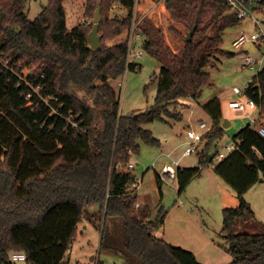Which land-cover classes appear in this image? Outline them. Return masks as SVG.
Wrapping results in <instances>:
<instances>
[{"label":"trees","instance_id":"1","mask_svg":"<svg viewBox=\"0 0 264 264\" xmlns=\"http://www.w3.org/2000/svg\"><path fill=\"white\" fill-rule=\"evenodd\" d=\"M24 1L0 0V59L9 60L7 69L0 65V264H17L14 253L25 255L23 264H66L84 219L101 233L100 248L110 250L112 217L122 221L126 264H200L193 253L154 235L165 213L159 210L152 218L148 206H136V178L127 168L138 142L161 145L145 125L164 115L180 119L169 106L202 96L210 84L205 69L222 52L224 31L241 20L229 13L226 0H163L174 23L168 31L181 42L192 28L194 33L177 54L165 46L162 31L139 26L142 50L162 63L152 81L156 95L146 112L120 115L110 81L139 66L127 62L126 41L103 43L129 30L139 0H86L89 18L100 8L97 50L88 42L90 26L67 29L66 0H47L34 20L24 12ZM115 4L127 10L122 20L109 18ZM252 79L246 94L260 107L264 127V67ZM73 89H81L82 96ZM99 103L100 125L94 108ZM205 112L213 121L204 138L207 153L223 134L220 101L211 100ZM233 141L236 150L213 168L239 201L223 210L221 235L229 264H264V232L235 231L238 221L252 214L244 195L264 178V138L247 125ZM208 155H199L198 168L177 169L178 193L208 167ZM90 207L96 212L88 213Z\"/></svg>","mask_w":264,"mask_h":264},{"label":"rangeland","instance_id":"2","mask_svg":"<svg viewBox=\"0 0 264 264\" xmlns=\"http://www.w3.org/2000/svg\"><path fill=\"white\" fill-rule=\"evenodd\" d=\"M156 1L152 0V3H158ZM46 5L47 0H25L24 12L29 20H34ZM85 5L86 0H66L63 3L68 30L79 24L90 26L92 29L93 18L86 15ZM150 7L152 6L145 7V10L141 5L139 8L137 7L135 18L140 22H138L139 26L146 23L153 29L162 31L165 46L178 54L185 43L176 39L168 31L169 26L174 25L168 11L165 6L164 10L158 8L152 15V19H148L147 15H144L149 12ZM126 16L127 10L117 4L113 5L109 14V18H115L116 20H122ZM143 16L144 18H142ZM256 18L261 21L264 31V13H257ZM175 27L184 32L179 26L176 25ZM256 32L257 30L250 19H243L238 25L224 31L220 45L222 52L217 54L205 69L210 75V84L204 87L202 96L197 100L180 98L176 103L169 106V111L180 115V119L164 115L163 120L145 125L144 128L149 130L153 137L161 142V147H152L143 142H138L139 152L132 155L130 159L133 169L129 171L135 176L136 182L139 184L137 205L148 206L151 209L152 218L159 210L164 212L165 224L163 223L160 229L166 227L167 223L168 232L172 233L175 239L173 241H180L181 235L188 233L203 251L198 254L200 264H229L231 262V256L227 252L225 240L221 235L223 210L237 207L239 201L235 191L209 167H204L199 171V174L192 179L181 193H178L177 181L160 185L156 177L160 173L163 164L170 161L161 154H171L174 160L179 161V167L183 169L199 167L196 155L185 157L182 155L186 142L185 130L190 124L194 125L209 119L205 112V106L213 99H218L221 103V123L228 121L229 126L223 127L222 125V137L213 141L208 153L209 155L216 154L212 162L217 165L219 163V153L229 156L233 152L227 150V148L235 146L233 137L241 129L250 125L251 119L245 115V112L229 110L226 103L228 100L237 99L232 94L234 87L243 90L253 77L252 72L240 69L241 61L237 56L239 50L233 46V42L241 34L250 37ZM126 38L127 32L125 31L113 40H106L103 45L113 46L124 42ZM140 44L141 42L136 41L133 43L130 57V63L137 64L138 69L128 70L117 80L110 81V85L114 88L118 97L120 115L144 113L154 104L157 86L152 81L157 76L162 63L141 50ZM243 49L252 52L251 44H245ZM139 50L141 51V57L135 58L133 54ZM73 92L82 96L81 89H73ZM95 97L94 94H89L90 101ZM94 108L97 123L100 125L101 117L99 113L103 106L99 103ZM247 112L253 117L257 114V111L253 108H247ZM260 124L262 122L259 120L253 128ZM205 144L206 141H202L199 148L204 150ZM244 198L252 214L238 221L236 233L256 234L264 232L263 177H260L259 182L246 192ZM96 210L97 207H90L88 213H95ZM107 226L112 237L110 250L100 248L101 233L93 229L84 219L79 227V231L84 235L78 234L69 252L66 253L64 262L66 264H126L127 261L121 253L124 242L121 230L122 221L119 218L112 217L107 220ZM188 227L189 231L187 232ZM177 230H180V232ZM197 231L199 234H197ZM184 238L186 237H182V239ZM183 247L182 249L187 251L191 248V246ZM193 247L195 246L193 245ZM17 264L23 263L18 262ZM132 264H136V262H132Z\"/></svg>","mask_w":264,"mask_h":264},{"label":"built area","instance_id":"3","mask_svg":"<svg viewBox=\"0 0 264 264\" xmlns=\"http://www.w3.org/2000/svg\"><path fill=\"white\" fill-rule=\"evenodd\" d=\"M263 0H226V5L228 8L229 13L234 14L238 19H250L252 21V24L255 26L257 32L252 34L250 37H247L244 34H241L234 42L233 46L239 50V53L237 54L238 59L241 61L240 69L242 71H250L253 74V77L256 76L264 67V31L262 29V23L260 20L256 18L257 13H264V4ZM136 14V7L134 8L133 12V19L131 26L129 30L127 31V62H130L131 57V50L133 48V43L139 42L142 40V36L139 32V23L135 18ZM245 44H251L252 52L251 51H245L243 49V46ZM135 58L141 57V51L134 52ZM0 65L7 69L9 66V60H1L0 59ZM11 70V69H10ZM12 71V70H11ZM252 77V78H253ZM253 79H250L249 82L246 84L245 88L243 90H240L236 87L232 89L233 96H236L237 99H231L227 101V107L231 111L236 112H245V115L248 116L251 119L250 128H253V126L260 120V107L256 105V103L247 96L246 92L249 89V87L252 85ZM247 108H253L257 111V114L255 117H253L249 112H247ZM74 127H76V123H72ZM213 129V121L208 119L207 121H201L194 125H189V127L185 130V150L183 152V156H191L196 155L197 157L200 156H206L207 153H204V150L199 148V144L204 141V138L207 133H209ZM255 129L263 138H264V127L262 124L258 125ZM237 148L236 144L235 146H231L227 148V150L235 151ZM161 156L167 157L170 161L169 163L163 164L161 167L160 173L157 175L158 182L160 184L162 183H169L176 181L177 176V169L179 167V161L174 160L171 157V154H161ZM227 156H225L223 153L218 154V161L225 159ZM216 165L212 163L208 164V167L213 169ZM128 170L133 169V165H128ZM139 184L135 182L132 185V190L138 192ZM136 206H138L136 204ZM69 252V251H68ZM67 252V253H68ZM12 260L15 262H25L26 257L22 253H14L12 255Z\"/></svg>","mask_w":264,"mask_h":264},{"label":"crops","instance_id":"4","mask_svg":"<svg viewBox=\"0 0 264 264\" xmlns=\"http://www.w3.org/2000/svg\"><path fill=\"white\" fill-rule=\"evenodd\" d=\"M139 3H140V0H139ZM153 4V5H151ZM142 7H143V10H145V7H148L149 5L152 6L150 7L149 9V12H147L144 16L147 15V18L148 19H152V15L154 14V12L158 9V8H162L164 10V1L161 0L159 1L158 3L154 4L152 3V0H141V4H140ZM139 5V6H140ZM138 6V8H139ZM137 9V7H136ZM144 16L142 18H144ZM141 20V19H140ZM139 22V21H138ZM140 23V22H139ZM156 24V23H155ZM140 25V24H139ZM141 42L140 44V49L142 50V43L143 41H139ZM161 143V142H160ZM161 147V145H160ZM87 221V220H86ZM83 223V222H82ZM93 229H95L89 222H87ZM164 224H165V221H164ZM80 227V226H79ZM79 227H78V234L79 235H84V233L80 232L79 231ZM108 227V226H107ZM197 227V226H196ZM198 228V227H197ZM109 229V228H108ZM96 230V229H95ZM180 232V230H177ZM186 231L188 232L189 231V227L188 229H186ZM182 233V232H181ZM197 234H199V232L197 231ZM154 235L157 237V238H160L166 242H168L169 244L175 246V247H180V248H184L183 246H191L190 249H188L189 252L193 253L194 256L196 257V259L198 260V254H201V252H203L200 247H198V245L194 242V240L189 236V234L187 233L186 235H181L180 237V241L176 240V241H173L175 240L172 233L168 232V227H167V223H166V227H163L162 230L159 229L158 231H156L154 233ZM78 237V236H77ZM182 237H186L184 239H182ZM176 242H179V243H176ZM177 244V245H176ZM193 245L195 247H193ZM196 245H197V249H196ZM195 248V249H194ZM199 252V253H198ZM199 261V260H198Z\"/></svg>","mask_w":264,"mask_h":264},{"label":"water","instance_id":"5","mask_svg":"<svg viewBox=\"0 0 264 264\" xmlns=\"http://www.w3.org/2000/svg\"><path fill=\"white\" fill-rule=\"evenodd\" d=\"M101 17H100V8L99 6L94 12L93 16V27L91 31L88 34V42L90 45L91 49L97 50L100 48V41H101V35L98 34V29H99V23H100ZM194 33V28L191 29V31L186 35L184 43H188L191 41L192 35ZM223 127L229 126L228 121L223 122ZM213 158V155H208L207 156V163H210V160Z\"/></svg>","mask_w":264,"mask_h":264}]
</instances>
